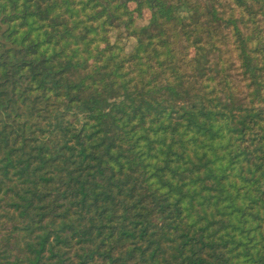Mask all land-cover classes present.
Segmentation results:
<instances>
[{"label": "trees", "instance_id": "1", "mask_svg": "<svg viewBox=\"0 0 264 264\" xmlns=\"http://www.w3.org/2000/svg\"><path fill=\"white\" fill-rule=\"evenodd\" d=\"M113 2L0 43V264H264V0Z\"/></svg>", "mask_w": 264, "mask_h": 264}, {"label": "rangeland", "instance_id": "2", "mask_svg": "<svg viewBox=\"0 0 264 264\" xmlns=\"http://www.w3.org/2000/svg\"><path fill=\"white\" fill-rule=\"evenodd\" d=\"M2 0H0L1 2ZM113 2V0H107ZM114 3V2H113ZM115 4V3H114ZM116 5V4H115ZM92 7V0H38L36 4L22 9L5 10L0 9V29L5 31L3 34L5 41L8 43L9 49L13 52L31 54L33 51L26 45H22L21 42L26 40L25 34L29 32L30 39H34L36 30L38 29V23L41 20L39 12L42 10H48L58 15L67 14L69 18H82L90 13ZM135 4H129L123 6H114L118 15L122 16L123 24L128 26H135L139 24H147L149 21V15L147 10L142 9L140 13L136 12ZM194 20V27L197 32L206 35L211 30L209 20L206 19L203 14L197 13L192 15ZM44 24H40L39 28L43 29ZM82 31L85 30V25L79 26ZM19 33V34H17ZM18 41L17 44L14 42ZM15 56L11 53L9 57ZM165 98V94L161 93L155 97L157 100Z\"/></svg>", "mask_w": 264, "mask_h": 264}, {"label": "flooded vegetation", "instance_id": "3", "mask_svg": "<svg viewBox=\"0 0 264 264\" xmlns=\"http://www.w3.org/2000/svg\"><path fill=\"white\" fill-rule=\"evenodd\" d=\"M37 1L38 0H2L0 2V9L13 10V9L28 8L36 4ZM4 32L5 31H2L0 29V43L3 45L5 49V47H8V43L4 39V36H3ZM9 48L10 47H8V50H10ZM3 53H4V50L0 53V55H2Z\"/></svg>", "mask_w": 264, "mask_h": 264}]
</instances>
